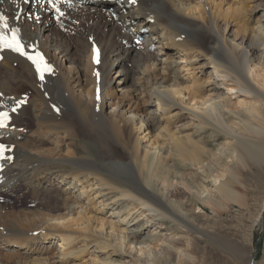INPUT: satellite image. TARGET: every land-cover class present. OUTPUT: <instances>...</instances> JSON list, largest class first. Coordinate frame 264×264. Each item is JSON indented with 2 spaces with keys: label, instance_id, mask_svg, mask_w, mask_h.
Segmentation results:
<instances>
[{
  "label": "bare ground",
  "instance_id": "bare-ground-1",
  "mask_svg": "<svg viewBox=\"0 0 264 264\" xmlns=\"http://www.w3.org/2000/svg\"><path fill=\"white\" fill-rule=\"evenodd\" d=\"M64 1L81 9L76 8L78 17L69 14L75 25L88 21L86 39L80 34L75 45L52 25L48 0H0V13L9 17L10 27L21 29L26 51L35 45L53 68L40 80L26 57L0 49V111L11 116L0 128V144L7 146L0 158L1 190L29 180L39 195L57 184L64 188L66 209L65 215L40 217L29 231L3 226L0 252L12 250L10 258L21 259L23 253H44L48 244L58 246L54 260L37 256L31 264H264L253 238L263 204L237 238L234 232L222 235L196 204L231 199L247 161L255 180L264 178V0H117L109 9L94 0ZM135 38L143 45L132 43ZM126 60L134 62L131 68ZM25 117L34 120L31 135L37 141H19L26 136ZM180 119L209 130L212 141L227 140L216 142L205 162L201 148L191 149L171 131ZM79 137L95 144V155H76L72 139ZM41 138L53 149L42 148ZM226 151L227 157L217 158ZM173 152L210 183L189 192L194 203L188 209L171 195L175 187L161 179L160 173H170ZM159 181L165 192L159 193ZM181 240L205 242L204 251L211 247L225 257L191 255L176 245Z\"/></svg>",
  "mask_w": 264,
  "mask_h": 264
},
{
  "label": "rangeland",
  "instance_id": "rangeland-1",
  "mask_svg": "<svg viewBox=\"0 0 264 264\" xmlns=\"http://www.w3.org/2000/svg\"><path fill=\"white\" fill-rule=\"evenodd\" d=\"M114 1H117V0H94V2H96V5L102 7L103 9L111 8ZM226 1L231 2L232 0H226ZM254 2H256V1L255 0L250 1L251 4H255ZM68 3L69 2H67V4H66V1H64V2H61V4H60V7H61L60 9H62L61 11L65 13L64 16L57 19L58 14L56 13L55 10L52 9L51 14H50V18H51L52 25L55 26V28L57 29L58 32H65V33H67L73 37L72 42L75 45L76 43H78L77 37H79L80 34L84 37V39H86V35L83 34V31L87 29L88 21H86L85 18H82L83 24H84L83 27L75 25L76 24L75 19L71 18L69 16V14L75 13L72 16L78 17L77 12L81 11V9L78 6L76 8H77V10L78 9L79 10L77 11L75 6H73L71 3H69V4H71V5H69ZM88 5H89V2H88ZM71 6H72V8H71ZM69 7H70V9H69ZM53 15H54V17H53ZM65 15H67L68 17ZM89 21H90L89 22L90 24H93L92 19ZM254 24H255V21L253 19L247 23L248 27H252V25H254ZM132 41H133L132 43H134L136 45L137 44L141 45L142 43H144V41L142 39H139V38H135ZM74 56L77 57V54H74ZM133 63L134 62L131 60L125 61L126 66H129L130 68L132 67ZM112 76L116 77V73L114 72L112 74ZM117 77H116V82L119 81L118 80L119 78L117 79ZM14 83L18 84V81L14 82ZM113 85H115V82ZM129 86H130V83H127L125 88H129ZM119 87L121 88V86H119ZM236 100H237V98L233 99V105L231 106V107H234V109H236V107H235V101ZM239 110H241V108H239ZM229 118L234 121V126H236L239 131H241L242 133H247L246 128H243V125L238 124V122H237L238 119L235 116L230 115ZM262 119H264V118H262ZM25 120H26V122H25L24 127H23V129H24L23 132H25L26 136H23L22 138L19 137V141L20 140L27 141L28 138H30L31 142L37 141L38 138L35 136H32L34 134V131L36 128L34 120L30 119V118L27 119L26 117H25ZM91 120L92 119H90V121ZM189 120L190 119H180L179 121L177 120L178 122L172 123L170 125L171 131L176 132L177 135L180 136L186 142V145L191 147V149H196L197 147L201 148L202 151L199 150V157L203 160L205 159V162L209 161V159L211 158V156H210L211 153H213V150L217 148V145H215V143L216 142H223L227 139L225 137L221 136L216 141L215 140L212 141L213 139H211V138L209 139V136H211L209 134L210 133L209 130H206L204 132L203 130H201L199 128V126L197 127V126H194L192 123H188V122H190ZM262 123L264 124V120L262 121ZM91 124H92V122H91ZM182 124H187V125L189 124V125L186 126L185 128H179ZM197 130H199V132ZM207 134H209V136ZM38 136H39V134H38ZM40 136H46L45 132H41ZM187 138H189V140ZM39 140L41 142L42 138ZM72 141H73V145L75 147V152H78L76 154L77 156H80L81 154H91V155L96 154L97 148H96L95 144H93L92 142H86L85 143L84 138H82V137L72 139ZM68 142H71V139ZM41 143H42L41 144L42 148H44V149H53V147H54V145L50 144V142L45 140V138L43 139V141ZM83 144L84 145L87 144V148ZM232 146H230V148H232ZM228 150H230V149H227V151ZM227 151H226V154H224L223 156L222 155L218 156L217 158L223 159V158L227 157V155H228ZM192 154H194V153H192ZM172 155L174 156V158L172 157ZM172 155L168 158V165L170 166V168L168 170L170 171V173L168 175H166V177H163L165 175L160 173L162 175L161 179L163 178L164 180L167 181L166 184H168V187L170 185L172 186V187L171 186L169 187L170 189L173 188V186L175 187L174 188L175 190L171 189L172 190L171 195H173L175 198H177L179 201H181L180 204L182 205L183 209L184 208L188 209V208H191V206L194 203L193 197H191L192 195H190L189 192L192 191L193 189H195V190L201 189L202 186L205 185L204 184L205 180H203V178L199 174L194 175L193 173L195 171L194 170L195 168L191 167L190 165H187V163H185L184 159L180 160V158H182L181 156H179L175 152H173ZM178 156H179V159H178ZM188 163H189V161H188ZM251 164H252L251 162L249 163V161H247L246 162L247 166L245 165L241 169L240 178H239L240 182L238 181L234 184L235 190H237V193L235 195H232L231 199L216 198V200L211 202V205H205V203H201V202L196 203L197 207L199 206L200 208H203L206 210V217L209 220L215 222L217 230L220 233H224L222 235H226V234L230 233L234 236V233H235L236 238H237V236L243 235L244 234L243 232L247 231L248 226L251 225V221L254 218V216L257 214V211L260 208V205L261 204L264 205V178L261 182H257L255 180L253 175H251L252 170H249V168H248V166H250ZM213 169H215V168H213ZM172 172H173V174L174 173L175 174L174 175L171 174ZM216 173H217V168H216L215 174ZM207 174H209V173H207ZM122 177L129 178L130 180H132V178H133V177H127V176H122ZM159 182L157 183V187L159 185V188H157V189H160L159 193H162L164 191L163 187H165L166 184L163 183V181L162 182L159 181ZM20 183H18L15 186V188L12 189V191L9 190L8 192L7 191L4 192L3 190H1V186H0V210L4 209V210H2V212L0 211L1 213H3L2 215L0 213V224H2V225H0V229L6 230V229H4L5 226L14 225V228H13L14 231H29L30 228L37 227L38 223H36V222L39 220L40 217H42L43 220H47V219H49L51 217H55L57 215H65L64 213H66V209L63 208V206H62L63 202L65 200V197L63 196V189L64 188H57V184L56 185L54 184V186L52 185L51 190H46V191L40 193L39 195H36L31 190L29 180L25 181V182H20ZM161 183H162V185H160ZM205 183L210 184L209 182H205ZM1 184H2V181H0V185ZM120 184H121V187L123 189L129 188V187H126L125 185H123L121 182H120ZM5 186H7V185H5ZM152 186H154V188H155V185H152ZM9 187H11V186H9ZM207 187L212 188L211 185H208ZM182 201H185V202H182ZM212 205H213V207H212ZM93 208H95V207H93ZM213 209L216 210L217 214H214ZM11 212L13 213V216L10 214ZM92 212L95 213L96 211L93 209ZM39 213H44V214L39 216L38 215ZM95 214H97V213H95ZM5 215H6V217H5ZM97 215H99V214H97ZM16 217H17V220L15 219ZM169 225H170V223H169ZM253 233H254L253 234L254 246L258 250L257 251V258L261 259L264 256V212H263V216L261 218V221L255 225V227L253 229ZM230 234H229V237L232 236V235L230 236ZM25 235L27 236L28 233H26ZM14 236H16V235H14ZM103 236H105V235H103ZM235 237H232V238H235ZM183 241L184 240H181V243H183V244L178 243L176 245L183 246L184 249H186L191 255L198 256V255H201L203 252H207V253H210L212 255H216L219 257H225L223 252H220L219 250L216 251V250L212 249L211 247H207L206 251H204L203 247H204V245H206L205 242L204 243L203 242L197 243L194 241L193 243H190V245H187V243H185L186 241H184V242ZM46 249H47V251H45L44 253H41V252H37L36 254L23 253V254H21V259H19L18 257H15V256L10 258L11 255H9L8 253L9 252L13 253L12 250H5V252L4 251L0 252V264H31L32 260L37 256L45 257V258H47V260L49 262H51L52 260H54V258L56 256L58 246L48 244V245H46ZM4 253H6V254H4ZM50 264H61V263H50ZM68 264H70V263H68Z\"/></svg>",
  "mask_w": 264,
  "mask_h": 264
},
{
  "label": "snow or ice",
  "instance_id": "snow-or-ice-1",
  "mask_svg": "<svg viewBox=\"0 0 264 264\" xmlns=\"http://www.w3.org/2000/svg\"><path fill=\"white\" fill-rule=\"evenodd\" d=\"M39 3H43V0H38ZM61 0H48V3L51 5V8L56 11L57 19L64 16V12L60 9ZM135 2V0H133ZM19 19V16L15 17ZM31 18V17H29ZM38 20L39 17H36ZM27 47H31L35 49V45H27ZM0 49H10L11 51L20 54L23 57H26L29 61H31L32 65L35 67V72L38 74L40 80L45 78V73H51L53 71L52 65H50L45 59L44 55L40 51H35V54H32L26 51V45L22 41L21 38V29L19 27H10L9 25V17L3 13H0ZM93 60L95 63H99V49L93 48ZM2 59V57H0ZM97 78H99V73H95ZM97 99L99 96V89H97ZM23 101H19L22 103ZM12 112L16 111V108H12ZM11 120V116L7 110L0 111V128L7 127L9 121ZM7 150V146L0 144V158L4 157L5 151ZM12 157H7V159H11Z\"/></svg>",
  "mask_w": 264,
  "mask_h": 264
}]
</instances>
